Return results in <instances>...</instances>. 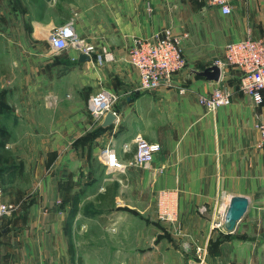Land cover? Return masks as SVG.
<instances>
[{"label":"crops","instance_id":"1","mask_svg":"<svg viewBox=\"0 0 264 264\" xmlns=\"http://www.w3.org/2000/svg\"><path fill=\"white\" fill-rule=\"evenodd\" d=\"M19 1L20 39L46 38L73 19L76 33L96 51L90 62L72 60L73 51L54 55L50 48L2 51L9 55L0 62L2 200H20L21 205L38 201L28 211H16L25 218L16 221L14 247H47L52 254L48 260L40 254L35 258L31 251L29 263H24H68L65 255L71 254L65 243L68 249L76 246L72 227L65 223L73 200L79 201L76 211L85 221L102 215L114 218L118 232H142L152 226L147 218L157 214L159 194L165 193L177 213L176 223H163L159 240L137 235L129 255L120 243L112 252L115 261L264 264V143L254 128L261 108L240 92L235 68L220 66L218 82L193 72L224 60V46L242 40L248 31L253 39L264 40V0H234L228 16L198 0H61L59 6L42 2L40 11V0ZM165 29L181 37L186 66L174 75L172 86L143 91L137 70L127 61L128 49L133 40L149 39ZM104 51L114 58L97 65L95 55ZM27 55L35 56L33 62H27ZM98 86L119 95L117 121L108 129L87 110ZM218 86L232 91L231 104L208 113L199 105V95ZM9 87L19 89L11 94ZM12 116L34 130L12 129ZM139 139L160 146L148 168L92 176V162L101 150L110 147L128 160ZM232 197L247 198L249 206L235 231L226 234L215 224ZM127 219L136 222L125 226ZM196 248L204 249L201 259Z\"/></svg>","mask_w":264,"mask_h":264},{"label":"built area","instance_id":"2","mask_svg":"<svg viewBox=\"0 0 264 264\" xmlns=\"http://www.w3.org/2000/svg\"><path fill=\"white\" fill-rule=\"evenodd\" d=\"M203 7L218 9L228 16L232 12L234 0H198ZM184 37H186L184 35ZM49 48L53 53H62L72 49L74 55L79 53L92 56L95 48L79 38L76 33L74 20L71 19L64 25L52 29L47 35ZM109 52L95 55V61L102 64L107 60H113ZM127 61L138 73V88L143 91H154L162 85L172 86L174 75L186 66L182 50V40L173 34L171 29H165L162 33L149 39H135L128 49ZM215 64L228 65L240 73L239 90L251 100L255 107L261 108L256 116L254 128L259 132L261 143H264V40H255L250 32L239 41L231 42L224 47V60H216ZM221 68V67H220ZM184 89L180 88L179 92ZM232 91L225 86L215 87L207 94H201L198 103L208 113H214L217 109L231 104ZM119 95L109 89L101 88L89 96L87 110L94 122L101 121L106 113L111 112L116 118L114 105L118 102ZM160 151L156 143H148L139 139L135 143V152L128 160L120 159L115 151L104 148L100 153V162L106 172L125 173L134 167L148 168L154 155ZM3 193L0 190V219L15 213L18 205L1 201ZM157 218L162 223L175 224L177 213L169 207L165 193H160L157 201ZM223 217L225 210L222 212ZM222 224V223H221ZM220 225H215L219 227ZM198 258L204 254V249L196 248Z\"/></svg>","mask_w":264,"mask_h":264},{"label":"rangeland","instance_id":"3","mask_svg":"<svg viewBox=\"0 0 264 264\" xmlns=\"http://www.w3.org/2000/svg\"><path fill=\"white\" fill-rule=\"evenodd\" d=\"M41 2L38 4V10H42V2L48 3V2H56L60 5L61 0H40ZM20 9V1L19 0H0V62H4L7 60L9 55L2 54V51H5V49L9 48H19L22 46L27 47H42V48H49V44L47 41V38L39 39V40H30L27 39L24 41L23 39L19 38L18 33V22H17V13ZM28 8H25L27 10ZM58 10L57 8H55ZM64 14V12H60V14ZM8 17H11L10 20H8ZM78 35V34H77ZM29 36V34H27ZM79 36V35H78ZM79 38H81L79 36ZM82 39V38H81ZM84 40V39H82ZM85 41V40H84ZM26 42V43H25ZM86 42V41H85ZM87 43V42H86ZM225 47V46H224ZM72 52V49H69L68 51L62 52V53H53L54 55H64L68 52ZM74 52V51H73ZM28 59L27 62H33V58L35 56L33 55H27ZM13 60V56H11ZM6 62V61H5ZM223 62V60H222ZM215 63V62H214ZM100 65V64H97ZM101 89V86H98L97 89ZM19 88L9 87V91L11 94H15L18 91ZM27 91L34 90V88L26 87ZM49 93V92H48ZM50 95V94H48ZM13 117V118H12ZM9 117L10 120L9 124L12 127V129H17L18 132H27V131H33L34 128L32 124L26 123L25 121H19L17 118H14L12 116ZM22 123V124H20ZM8 124V125H9ZM21 129V130H20ZM102 151V150H101ZM100 151V153H101ZM99 153V156H100ZM30 156V155H29ZM19 156H15L13 161L16 163L19 162L18 159ZM94 160V159H93ZM97 161V163H96ZM100 158H95V162H92L91 165V171L93 177H98L101 174H104L105 169L103 168L102 164L99 163ZM17 172L15 173L14 180H17ZM9 196L12 195L10 192L8 194ZM17 194H15L16 196ZM19 200V199H18ZM3 202H12L16 205H18V210L23 209V212H25V209L30 210L35 204H38V201L33 200H24L26 201L24 205L22 204V201L19 200H10V201H4ZM32 204H31V203ZM34 203V204H33ZM79 203V201L73 200L72 204ZM45 209L48 207H44ZM74 208H72L73 211ZM220 209V208H219ZM94 210V209H92ZM71 211V212H72ZM95 211V210H94ZM70 212V213H71ZM223 211L219 210L217 214V221L215 225H220L219 227H215L217 230L224 232L223 229ZM20 213V212H19ZM69 213V214H70ZM17 212L6 216L4 218L0 219V264H25L24 262L29 263L31 251H34V257L37 258L40 254V257H45L46 259L50 260L52 258V254L50 252V249L47 247H38L33 249H27L23 251V248L20 249L19 247H14V244L16 243L17 239V233H16V221H19L21 219L24 221L25 217H22ZM68 214V215H69ZM67 215V214H66ZM66 215L64 218H66ZM27 218V217H26ZM92 220L89 219L88 221H85V217L82 214H79L77 211L73 217V219L68 221V216L65 221L66 225L71 228L72 227V241H75V245L73 244V249H68L65 243V249L66 252H70V256L65 255V257L68 258L67 264H79V261L81 260V264H129V263H118L115 261V258L113 256V249L116 246H119L121 243L123 246V254L129 255L132 249V242L135 243V241L139 238L137 235L146 241H149L152 238L161 239V235L158 234L159 232H162V222L158 220L157 214L153 215L152 217H148L147 219L150 221L151 225L148 230H144L142 232H137L136 230H123L121 232H118L116 230V222L113 219H110V217L107 216H99V215H92ZM136 222L134 220L127 219L124 221V225L127 226L129 223ZM83 223H87L86 225H83ZM3 231V232H2ZM48 235L50 234V230H48ZM158 234V236H157ZM160 235V236H159ZM44 236H46V233H44ZM50 236V235H49ZM157 241V240H156ZM87 246V247H86ZM91 247V248H90ZM110 248V249H107ZM22 251V255L20 254ZM91 252V254H89ZM107 252V253H106ZM86 256V257H85ZM71 258V259H70ZM23 262H22V261ZM147 264V263H142Z\"/></svg>","mask_w":264,"mask_h":264},{"label":"water","instance_id":"4","mask_svg":"<svg viewBox=\"0 0 264 264\" xmlns=\"http://www.w3.org/2000/svg\"><path fill=\"white\" fill-rule=\"evenodd\" d=\"M79 62H90L91 57L82 53L78 54ZM194 74L201 76L209 81L218 82L221 75V68L217 64L206 66L203 70L193 71ZM117 118L108 112L102 119L100 127L108 129L114 125ZM249 206V201L245 197H232L225 211L223 218V229L226 234H231L235 231L237 224L244 218Z\"/></svg>","mask_w":264,"mask_h":264},{"label":"trees","instance_id":"5","mask_svg":"<svg viewBox=\"0 0 264 264\" xmlns=\"http://www.w3.org/2000/svg\"><path fill=\"white\" fill-rule=\"evenodd\" d=\"M103 166V165H102ZM104 168V167H103ZM76 210H77V203H74V209L73 211L68 215V221L71 222V220L73 219L75 213H76ZM79 264H81V260L79 261Z\"/></svg>","mask_w":264,"mask_h":264},{"label":"bare ground","instance_id":"6","mask_svg":"<svg viewBox=\"0 0 264 264\" xmlns=\"http://www.w3.org/2000/svg\"><path fill=\"white\" fill-rule=\"evenodd\" d=\"M46 38H47V35H46Z\"/></svg>","mask_w":264,"mask_h":264}]
</instances>
